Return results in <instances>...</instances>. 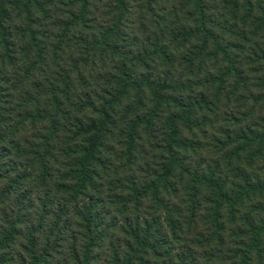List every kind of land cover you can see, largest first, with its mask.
I'll use <instances>...</instances> for the list:
<instances>
[{
    "label": "trees",
    "instance_id": "obj_1",
    "mask_svg": "<svg viewBox=\"0 0 264 264\" xmlns=\"http://www.w3.org/2000/svg\"><path fill=\"white\" fill-rule=\"evenodd\" d=\"M189 1L194 26L179 31L174 41L201 40L202 54L189 55L194 59L206 52L222 55L230 66L221 76L224 82L237 73L225 40L235 29L230 22H242L246 31L237 38L242 42L250 28L261 26L264 33L262 1ZM97 2L0 0V201L8 196L21 201L16 220L8 221L0 236V255L16 243L24 223L17 219L26 210L22 218L27 217L29 235L14 264H61L60 256L64 264H92L99 240L114 239L113 226L120 228L124 245L109 247V264H256V254L263 263L264 223L240 208L264 186L247 177L238 190L228 191L214 174L186 164L185 156L201 144L190 141L185 130L194 128L196 110L209 109L210 103L204 94L175 98L166 82L131 65L126 41L123 50V41H113L124 19L123 0L117 1L122 13L112 14L110 28L98 22L103 8ZM156 130L161 135L155 137ZM236 141L239 154L264 146V135L244 132ZM113 145L123 165L116 177L105 176L107 181L101 169L112 164L107 156ZM146 146L159 152L152 162L156 169L149 167L146 177L121 176L134 172ZM26 199L30 208L40 209L41 219L28 212ZM200 218L207 222L205 231ZM67 223L83 232L76 255L59 248ZM230 231L238 240L232 248L226 241ZM8 263L2 255L0 264Z\"/></svg>",
    "mask_w": 264,
    "mask_h": 264
},
{
    "label": "rangeland",
    "instance_id": "obj_2",
    "mask_svg": "<svg viewBox=\"0 0 264 264\" xmlns=\"http://www.w3.org/2000/svg\"><path fill=\"white\" fill-rule=\"evenodd\" d=\"M117 1L100 0L96 3L98 8L100 7L99 9L103 8V15L97 13L96 18L105 28H110L114 14L116 17L122 13L118 8ZM261 1L264 7V0ZM123 2L126 9L123 15L124 19L120 34L113 41L115 43L123 41V44L119 45L121 50L129 45V51L126 52L128 60H130L129 63L135 65L136 69L141 70V73L144 72L145 75L150 73L166 82L174 90L173 97L175 98L195 99L204 94L210 103L209 109L203 107L196 110L197 114L193 115L190 121V127L194 128L185 130V136L191 139L190 141L196 140L201 144L200 148L185 156V159L188 157L186 164L194 171L200 170L198 171L200 173L214 174L215 178L228 191L238 190L240 186L244 185L247 177L254 183L264 186V146L237 154V148L241 143L236 141L237 137L244 132L257 131L260 135H264V33L261 31V26L247 29V41L242 42L237 39L241 36L242 31H246L242 22H230L235 29L233 35H230L229 38L225 37V40L227 45H231L232 49L229 53L231 59L235 61L237 73L221 82V76L228 74L230 70L229 64L225 62L222 55L215 58L210 57L213 54L210 55L206 52L201 58L194 59L189 55L199 56L202 54L201 40H194L186 44L174 41L179 31H189L194 26L195 20L191 17L194 6L189 0H123ZM197 20L199 21V19ZM157 43L160 45H156ZM167 52L169 55L165 57L163 53ZM116 60L118 61L115 59V62ZM157 132L156 130L155 137L161 135ZM230 135L232 139H230L231 137L228 139ZM147 140L150 141L151 138ZM113 147L114 151L112 150L110 156H107L111 159L112 164L105 170L101 169L102 177L107 181L105 176L116 177V168L123 165V161L119 160L121 151H118L117 145H113ZM152 151L150 147L146 146L141 156L142 160L133 167L134 172H121V176H134L135 173L137 176L141 175L139 177H146L149 167L152 170L156 169V164L153 165L152 162L160 155L159 152ZM253 156L255 158H252ZM108 184L109 182L106 185L107 188H109ZM102 190L108 201L114 200L108 191ZM203 191L205 192V189ZM31 194L36 195V193ZM20 202L10 196L0 201V236L8 224L7 222L16 220L18 211L14 210L18 208ZM24 202L29 208L28 212L42 218L40 209L29 207L30 200L26 199ZM40 204L41 200H35L36 206H40ZM145 207L149 209L151 206L148 203ZM74 210V207L67 209L69 216L74 215ZM240 211L242 214L255 212L264 223V192L253 194L243 203ZM25 212L27 211L25 210ZM25 212L21 215L25 216ZM22 216L17 220L25 223L27 217L22 218ZM36 222H38V218ZM24 223L18 228L16 243L9 248L7 253L0 255V259L2 255L9 257L8 264H14L11 260L14 261L16 256L22 257L23 255V247L29 235L28 226ZM67 224L62 233L64 241L59 244V248H63L69 256L74 253L76 255L83 241V232L76 224ZM199 225L201 230H206L207 222L204 223L202 218L199 219ZM111 231H113L112 235H115L114 239L105 235L103 239L99 240L94 250L92 264H109L110 254H112L109 247L117 245L119 242L124 245V236L121 234L120 228L113 226ZM55 235L57 234L53 235L54 238H56ZM232 235L233 232L227 235L228 248H232V244L238 243V240ZM35 236L41 242L46 241L44 237H41V234ZM227 250L226 248L225 251ZM55 251L57 250L55 249ZM260 252L264 259V236H262ZM57 253L55 252V255ZM55 255L52 254L51 258ZM258 256L260 255H255L256 264H264V261L263 263L258 262ZM62 259L63 256H60L58 262L64 264L60 261ZM68 262L72 264L70 261ZM48 264H51V260Z\"/></svg>",
    "mask_w": 264,
    "mask_h": 264
}]
</instances>
